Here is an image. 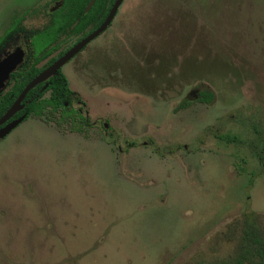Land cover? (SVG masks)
I'll list each match as a JSON object with an SVG mask.
<instances>
[{
    "label": "rangeland",
    "instance_id": "1",
    "mask_svg": "<svg viewBox=\"0 0 264 264\" xmlns=\"http://www.w3.org/2000/svg\"><path fill=\"white\" fill-rule=\"evenodd\" d=\"M63 71L100 121L0 139V264H206L264 222V0H124Z\"/></svg>",
    "mask_w": 264,
    "mask_h": 264
},
{
    "label": "flooded vegetation",
    "instance_id": "2",
    "mask_svg": "<svg viewBox=\"0 0 264 264\" xmlns=\"http://www.w3.org/2000/svg\"><path fill=\"white\" fill-rule=\"evenodd\" d=\"M90 1L91 0H88L83 8V15L90 12L96 2V0H93L91 7L86 10ZM123 1L124 0H122L119 4L110 24L98 36L88 42L69 61L76 57L88 46V44L97 39L111 26ZM64 2L65 0H33V2L28 5V7H25L22 11L17 12L15 10L12 12L7 26L0 34V109L3 107L5 102L11 101L5 111L0 114V117L8 110L12 103L21 94L23 89L32 80L45 72L47 68L52 66L57 59L70 50L74 45L100 27V25L108 16L115 0H106L104 5L98 8V12L95 17L96 20H94L93 17L88 16L84 20L86 22L82 29L78 30L76 28L79 21L78 19L74 18L71 23L66 24L64 29L55 33L53 28L56 27V12L63 7ZM37 19L40 22V25H27V23H33V21ZM44 33L50 35L55 34V36L50 42H48V45L43 47V49L41 48V51H39L38 46L40 45V42H43V40L45 41V37H40ZM46 51L49 53L45 55V53H47ZM65 64L57 69L56 73H62L67 79L68 88L71 95L68 100L64 101V106L67 108V110H74L80 115L79 121L81 126L79 128L81 130L74 131L72 129L73 125L71 123L64 124L63 128L67 126L72 132H84L86 128L94 126L100 120L94 119L93 121H90L91 113L88 109L84 108L86 105L85 101L81 97L80 93L74 90L72 84H70L68 76L65 74V71H63ZM56 73L52 76L56 75ZM52 76L32 86L21 101V105L23 107L13 116H11L5 123L1 124L0 128L6 123L17 119L22 115H25L24 120L27 119L26 112L24 111L25 99L32 91H35L34 96H37L39 93H43L42 97H49L51 91L48 89V83ZM193 92H195V90L190 91L187 96H190L193 94ZM199 92L196 94L197 97ZM29 117L30 116H28V118ZM102 127L104 129L107 128L108 123L102 122ZM129 144L131 145L132 142ZM246 223L249 222L232 221L226 225L224 229V232H226V238L234 242V253L227 259L232 258L237 252L240 251V248H243V244H241L242 233L244 232L243 227ZM253 223L258 225L257 230L259 232L264 233L263 221L258 220L252 222L251 224Z\"/></svg>",
    "mask_w": 264,
    "mask_h": 264
},
{
    "label": "trees",
    "instance_id": "3",
    "mask_svg": "<svg viewBox=\"0 0 264 264\" xmlns=\"http://www.w3.org/2000/svg\"><path fill=\"white\" fill-rule=\"evenodd\" d=\"M87 1L88 0H65L63 7L56 12V27L53 28L55 33L64 29L66 24L71 23L74 18L79 21L76 27L78 30L83 28L86 22L84 20L88 16L96 20L95 17L98 8L103 6L106 0H96L90 12L83 15L82 11ZM54 36L55 34H42L40 37H45V41L43 40V42H40L38 46L39 51H41V48L43 49V47L48 45V42H50ZM48 53L49 52L45 53V55ZM48 89L51 91L49 97H42L43 93L34 96L35 91L28 94L24 101L26 118L32 115L45 123L53 122L58 128H63L64 124L71 123L74 131H80V115L74 110H67L64 106V101L68 100L71 95L66 77L60 72L56 73V75L50 78ZM214 98V92L209 87L205 86L199 92L197 99L192 100L186 98L179 104L178 108H187L195 101L209 104ZM10 102L11 101H7L4 103L3 107L0 109V114L5 111ZM219 138L227 141L236 139L235 137L227 135H220ZM258 219L259 217L257 215L250 213L241 220L249 223L244 224L241 242L243 248H240L239 252L230 259L206 264H264V233L257 230V224H251L252 222L258 221Z\"/></svg>",
    "mask_w": 264,
    "mask_h": 264
},
{
    "label": "water",
    "instance_id": "4",
    "mask_svg": "<svg viewBox=\"0 0 264 264\" xmlns=\"http://www.w3.org/2000/svg\"><path fill=\"white\" fill-rule=\"evenodd\" d=\"M122 0H115L108 16L97 28L94 32L89 34L87 37L82 39L76 45H74L70 50H68L65 54H63L59 59H57L52 66L46 69L41 75L37 78L32 80L21 92L18 98L12 103V105L8 108V110L0 117V125L5 123L11 116H13L18 110H20L23 106L21 105V101L23 100L27 91L34 86L35 84L42 82L43 80L47 79L48 77L52 76L56 73L57 69L62 67L67 61H69L75 54H77L88 42L98 36L111 22L113 19L115 12L121 3ZM93 4V0L90 1L89 5L87 6L86 10H88L91 5ZM197 96V95H196ZM25 118V115L20 116L19 118L12 120L6 123L3 127L0 128V139L4 138L8 135L16 126H18Z\"/></svg>",
    "mask_w": 264,
    "mask_h": 264
}]
</instances>
